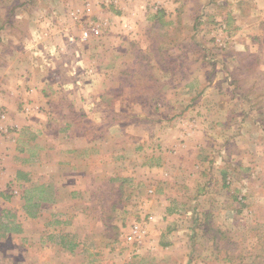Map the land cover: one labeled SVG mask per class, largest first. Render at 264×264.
I'll list each match as a JSON object with an SVG mask.
<instances>
[{
    "label": "rangeland",
    "instance_id": "374dc122",
    "mask_svg": "<svg viewBox=\"0 0 264 264\" xmlns=\"http://www.w3.org/2000/svg\"><path fill=\"white\" fill-rule=\"evenodd\" d=\"M258 259L264 0H0V264Z\"/></svg>",
    "mask_w": 264,
    "mask_h": 264
},
{
    "label": "trees",
    "instance_id": "16d2710c",
    "mask_svg": "<svg viewBox=\"0 0 264 264\" xmlns=\"http://www.w3.org/2000/svg\"><path fill=\"white\" fill-rule=\"evenodd\" d=\"M18 225V224H15V226ZM10 230V229H9ZM263 261H260V259L257 260V263L258 264H262Z\"/></svg>",
    "mask_w": 264,
    "mask_h": 264
}]
</instances>
